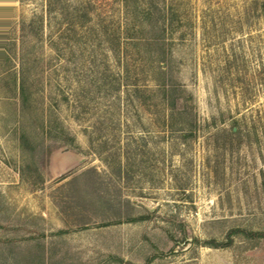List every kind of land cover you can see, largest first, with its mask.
I'll list each match as a JSON object with an SVG mask.
<instances>
[{"label":"rangeland","instance_id":"obj_1","mask_svg":"<svg viewBox=\"0 0 264 264\" xmlns=\"http://www.w3.org/2000/svg\"><path fill=\"white\" fill-rule=\"evenodd\" d=\"M234 229L264 233V0H0V264H264Z\"/></svg>","mask_w":264,"mask_h":264},{"label":"trees","instance_id":"obj_2","mask_svg":"<svg viewBox=\"0 0 264 264\" xmlns=\"http://www.w3.org/2000/svg\"><path fill=\"white\" fill-rule=\"evenodd\" d=\"M238 232H242V233H244L246 236H248V237H253V238L263 237V236H264V233H262V232H254V231L249 232V231H247V230H243V229H234V230L231 231V233H238ZM231 241H232V240H231ZM157 257H161V254H159V255L154 254V255L150 256V257L147 259V261H146L145 264H150V263L153 262L154 259L157 258ZM129 263H130V262H129Z\"/></svg>","mask_w":264,"mask_h":264}]
</instances>
